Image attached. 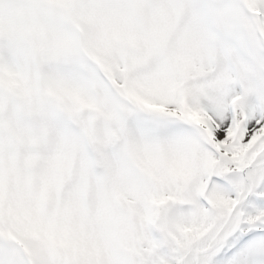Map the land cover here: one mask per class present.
Returning a JSON list of instances; mask_svg holds the SVG:
<instances>
[{"label":"snow or ice","instance_id":"obj_1","mask_svg":"<svg viewBox=\"0 0 264 264\" xmlns=\"http://www.w3.org/2000/svg\"><path fill=\"white\" fill-rule=\"evenodd\" d=\"M0 264H264V0H0Z\"/></svg>","mask_w":264,"mask_h":264}]
</instances>
